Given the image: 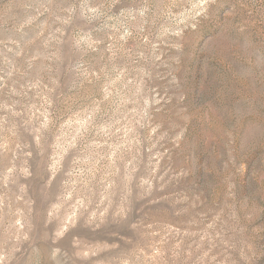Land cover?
Returning <instances> with one entry per match:
<instances>
[{"label": "rangeland", "instance_id": "obj_1", "mask_svg": "<svg viewBox=\"0 0 264 264\" xmlns=\"http://www.w3.org/2000/svg\"><path fill=\"white\" fill-rule=\"evenodd\" d=\"M0 264H264V0H0Z\"/></svg>", "mask_w": 264, "mask_h": 264}]
</instances>
